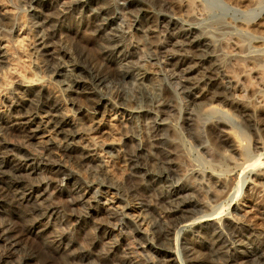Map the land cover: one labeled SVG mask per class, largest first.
Segmentation results:
<instances>
[{"label": "bare ground", "instance_id": "6f19581e", "mask_svg": "<svg viewBox=\"0 0 264 264\" xmlns=\"http://www.w3.org/2000/svg\"><path fill=\"white\" fill-rule=\"evenodd\" d=\"M24 1L30 4L27 17L34 53L42 58V68L50 69L59 78L48 82L66 93L75 109L73 112L85 117L111 108L129 117L126 127L131 129V134L124 147L126 161L134 174V186L138 192L156 193L155 207H160L161 214L155 216L154 207L147 202L133 206L147 220L152 218L151 232H145L141 228L146 222L144 217L133 221L126 213L129 208L103 210L100 198L112 190L110 186L97 184L102 190L93 192L94 185H83L64 164L45 158L40 164L35 162L26 147L52 133L60 136V141L45 142L43 149L47 153L58 150L66 160L97 174L101 168L94 150L79 146L83 129L75 126L62 102L47 93L44 85L34 88L36 85L20 84L10 93L9 110H0V264H264V236L252 232L243 222L238 206H231L242 195L246 183L264 188V171L257 170L253 163L254 168L247 167L251 180L240 182L234 175L224 179L212 171L207 175L195 171L196 179L201 176L211 186L205 195L193 184L183 183L178 172L177 160H181L177 158L181 157L176 146L178 141L170 134L174 127L170 115L175 100L164 96L163 89H157L143 68L146 51H157L170 59L168 66L179 76L177 85L188 96L192 107L182 120L183 128L191 136L194 128L201 127L202 131L198 132L213 136L238 162L244 161L239 153L240 141L233 139L238 129L223 118L230 117L229 114L214 105L228 102L240 122L255 133L254 152L263 151L257 108L244 101L230 100L222 74L223 59L220 60L221 53L216 47L217 36L212 37V28L209 32L203 31L216 23H205L201 28V24L154 14L143 0ZM127 12L137 14L135 26L146 27L152 41L141 44L134 39ZM11 25L0 22V32L12 33L17 27L9 28ZM223 27L226 33L227 25ZM218 31L215 34H223V30ZM87 33L99 52L98 64L84 62L83 53L72 57L65 50L58 52L56 44L65 39L77 43L78 36L84 37ZM248 33L251 36L246 28L238 45L245 42ZM80 47L81 51L85 49L82 44ZM249 54L240 57H250ZM4 56L0 48V64ZM114 79L131 82L135 90H152L149 108L130 109L124 103L113 105L101 90ZM99 126L95 131L99 132ZM8 136L15 140L9 141ZM207 152L204 150V154ZM234 157L227 159L234 166H240L233 162ZM148 160L160 168L152 169ZM64 194L71 198V206L88 204L84 207L86 215H72L71 221L62 216L59 206L50 199ZM225 201L229 203L228 215L220 220L213 218L214 208ZM129 227L132 232L127 234L124 230ZM130 238H136L140 249L146 247L152 252L153 260L141 258L132 251L134 248L127 244Z\"/></svg>", "mask_w": 264, "mask_h": 264}, {"label": "rangeland", "instance_id": "374dc122", "mask_svg": "<svg viewBox=\"0 0 264 264\" xmlns=\"http://www.w3.org/2000/svg\"><path fill=\"white\" fill-rule=\"evenodd\" d=\"M143 1L144 5L154 14H165L174 16L184 22L188 21L190 23L201 24V28L206 26L202 24L206 23L210 25L211 23H216L215 25H210L211 27L206 26L207 28H203V31L205 32L207 29V32L211 30L209 28H212V31H210V33H214L211 34L213 35L212 37L214 38L217 36V38L215 37L218 44L216 47H218V52L221 53L220 60L223 59V62L221 61V66L223 68H221L223 70V77L226 79L227 88H229L228 97L233 101L250 103V105L257 108V120L262 121H259V124H261V136L264 139V0ZM29 5L30 4L26 3L24 0H0V22L5 21L9 23V25L12 24L9 28L13 25L17 27L12 33L6 34L0 32V48L5 52L3 63L0 64V110H9L8 103L11 98L10 93L13 92L18 85L21 84V86L26 85L33 87L36 85L34 88H40V86L43 85L46 86L45 89L47 93L54 94V96L62 102L67 114L74 120L73 123L75 126L77 125V127L83 129V132L81 131L82 139L79 141V146L83 145L85 148L93 149L98 161L97 165L99 164L101 168L99 170L100 174H97V172L87 167L83 168L74 162L66 160L58 150H52L47 153L45 149H43L47 144L45 142L49 140V142L54 141L55 143H59L60 141V136L57 137V135L52 133L46 134L43 138L38 139L35 144L33 143L29 145V147H26V150L35 157V162L40 164L42 161L41 159L45 158L54 163L64 164L70 171L77 175L79 182L83 185H94L93 192L97 190L101 192L102 189H100L97 184H106L110 186L112 190L106 195H102L100 198L103 210L112 208L117 211H122L125 210V208H129L126 210V213L129 214V217L133 221L137 222L141 217L143 218L144 215L133 209V206L143 201L144 203L147 202L149 205L152 204L155 210V216L160 215V207H155L157 200L156 193L147 191L142 193L137 191L134 186V174L126 161L124 144L128 141V137L131 134V129L126 127L129 125L126 121L129 117L122 111H118V109L112 110L111 108H108L105 113L96 115L89 114L85 117L73 112L75 109L69 104L66 93L60 91L59 86L54 87V85L48 82L58 80L59 78L54 76L50 69L45 70L46 68H42V58H39L34 53V39L32 32L29 30L30 24L27 17V13L30 9ZM126 17L135 40L139 41L141 44L152 41L146 31V27L135 26V21L138 17L136 13L127 12ZM217 19L220 20L218 21ZM217 23L220 26H217ZM222 25L226 27V33H224L225 28ZM214 26H217V28L219 27V29L216 28V30H214ZM138 27L140 29H137ZM246 28L247 31L251 33V36L249 33L246 34L247 37H244L245 42L238 45V43L241 42L240 40H243V33L246 32ZM217 30H219L218 32L223 30L221 32V34H223L220 35L216 33V35L214 31L217 32ZM79 43L82 44L83 49L85 48L84 50L87 53L84 50L81 51L82 47H80L81 44ZM56 47L58 52L65 50V52L72 55V57H77L79 54L82 55L83 53V57L80 56L84 62L91 61L94 64H98L99 62V52L94 46V40L88 33L85 34L84 37L78 36L77 43L71 39H65L61 43L56 44ZM245 51L246 53H244ZM241 54H249L252 58L244 55V57H248L245 61L244 57H240ZM143 56H145V59L143 58V68L148 72L149 77L153 79V83L156 84V87L158 86L157 89H163L162 94L164 96H172L175 100V102H173V113L170 115V120L174 127L170 130V134L171 136L174 135L173 138L178 141V143L176 142L178 144L176 146L179 147L178 151L180 150L178 156H181L177 157L179 159L181 158L180 161L177 160L180 162L178 163V167H180L178 168V172L179 177L185 180H182L183 183L193 184L195 188L200 189L202 195H205L206 191H208L211 186L209 182L205 181L201 176L196 179L194 176L195 171L200 172L202 175H207L209 171H212L224 179H229L231 175H234L237 182L243 179L248 181L251 180L249 177L251 175H248L247 172L249 168H254V165L257 167V170L260 169L259 171H264V150L257 153L254 152L253 141L256 135L240 122L231 103L216 102L214 105H217V107L227 112L230 117L224 116V113H221L222 117H226L225 119L229 121L230 125L238 129L236 133L233 134V139L238 142L240 141L241 150L239 153L241 152V158L243 157L242 160L244 161L239 162L228 148L219 143L213 136L208 134L205 135L203 132L201 133V127H199L200 129H198V127L194 128L193 131L195 134L192 133V136L183 128V117L192 107L188 96L177 85L179 76L177 73H173L172 68L168 66L171 64L170 59L165 56H160L157 51L153 53L146 51V54ZM86 57L87 59H85ZM240 58H243L244 61ZM131 84L132 83L129 81L114 79L113 82L109 83L101 92L115 106L124 103L126 107L130 109L140 107L149 108L151 105L150 93L152 90L148 88V90H151L149 91L150 93L146 92V89L135 90L136 87ZM177 108L179 111L181 109V111L178 112ZM98 124L100 125L99 132L94 129ZM198 130L201 131L198 132ZM204 135L206 137H203ZM7 139L11 142L15 140V138L11 136H8ZM203 146L207 148L203 149ZM204 150L209 153L207 152V154H204ZM255 156L257 157L255 158ZM228 157H234L233 162L240 163V166H234L228 161ZM149 165L150 167L152 165L153 168H151L154 170L160 168L152 162H149ZM247 167L249 168L247 169ZM235 193L236 191H234V195ZM235 199L236 200H234L231 206L234 204L238 206L243 222L250 229L252 228L251 231L255 234L257 233V235L264 236V188H254L252 184L246 183L242 195ZM70 201L71 198L68 197L67 194L62 196L54 195L50 199L52 204L59 206L62 216L69 219V221H71L72 215L76 217H83L86 215L84 207H88V204L71 206ZM252 204H256V207ZM228 205V201H225L221 205L216 206L214 208L213 218L220 220L226 217L229 212ZM144 219L146 222H143L144 224H142L141 228H143L145 232H151L150 227L152 218L147 220L148 217H144ZM127 221L131 222L130 219ZM124 231L127 234L132 232L130 227L125 228ZM77 238H79V235ZM135 239L136 238H130L127 241V244L134 248L132 251H135L141 258L153 260L155 255L149 252L146 247L140 249Z\"/></svg>", "mask_w": 264, "mask_h": 264}]
</instances>
